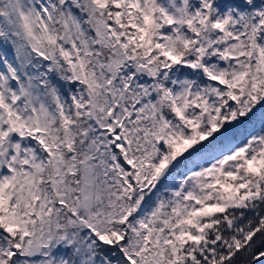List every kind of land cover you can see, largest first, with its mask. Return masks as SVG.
<instances>
[{"label":"snow or ice","instance_id":"snow-or-ice-1","mask_svg":"<svg viewBox=\"0 0 264 264\" xmlns=\"http://www.w3.org/2000/svg\"><path fill=\"white\" fill-rule=\"evenodd\" d=\"M0 264H264V0H0Z\"/></svg>","mask_w":264,"mask_h":264}]
</instances>
